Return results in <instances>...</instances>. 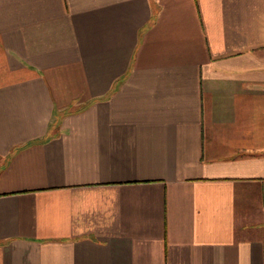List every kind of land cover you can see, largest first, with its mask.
Wrapping results in <instances>:
<instances>
[{"label": "crops", "instance_id": "crops-1", "mask_svg": "<svg viewBox=\"0 0 264 264\" xmlns=\"http://www.w3.org/2000/svg\"><path fill=\"white\" fill-rule=\"evenodd\" d=\"M0 264H264V0H0Z\"/></svg>", "mask_w": 264, "mask_h": 264}]
</instances>
